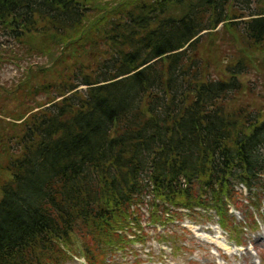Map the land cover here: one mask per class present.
Masks as SVG:
<instances>
[{
    "label": "trees",
    "instance_id": "trees-1",
    "mask_svg": "<svg viewBox=\"0 0 264 264\" xmlns=\"http://www.w3.org/2000/svg\"><path fill=\"white\" fill-rule=\"evenodd\" d=\"M250 54L264 0H0V69H23L0 86V264H107L143 205L159 227L213 212L242 245L235 187L264 202Z\"/></svg>",
    "mask_w": 264,
    "mask_h": 264
},
{
    "label": "rangeland",
    "instance_id": "rangeland-1",
    "mask_svg": "<svg viewBox=\"0 0 264 264\" xmlns=\"http://www.w3.org/2000/svg\"><path fill=\"white\" fill-rule=\"evenodd\" d=\"M238 43L229 47L225 44L222 50L226 52L218 62V68L225 70L232 52L238 50ZM248 77L243 79L245 86L253 88L252 97L258 108L260 97L264 94V62L254 63L255 55L250 54ZM34 62L45 63L37 60ZM33 62V63H34ZM23 74V69L15 65H4L0 69V86L9 88L13 86ZM242 206L235 208L228 206L232 219L240 227L241 244L233 242L229 233L221 231L217 218L213 212L205 214L201 210L195 211L197 215L188 212L176 211L172 222L164 227L153 225L149 222L146 207H142L141 232L142 242L132 243L122 253L118 252L106 257L107 264H264V202L253 210L250 204L243 201L247 193L241 192ZM141 214V212H140ZM211 217L206 222L204 217ZM192 217L193 219H191ZM196 220V221H193ZM257 222V224L255 223ZM254 223V225H253ZM136 233L139 232L135 228ZM131 241L134 236L126 234ZM224 244L225 248L221 245ZM64 264H87L83 256L71 258Z\"/></svg>",
    "mask_w": 264,
    "mask_h": 264
},
{
    "label": "bare ground",
    "instance_id": "bare-ground-1",
    "mask_svg": "<svg viewBox=\"0 0 264 264\" xmlns=\"http://www.w3.org/2000/svg\"><path fill=\"white\" fill-rule=\"evenodd\" d=\"M220 245H221V244H220ZM221 247L226 249V247H225V245H224V244H222V245H221ZM226 250H227V249H226Z\"/></svg>",
    "mask_w": 264,
    "mask_h": 264
}]
</instances>
